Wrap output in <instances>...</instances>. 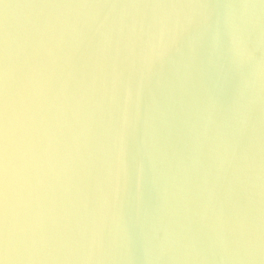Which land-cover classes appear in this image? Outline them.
<instances>
[{
  "label": "water",
  "instance_id": "95a60500",
  "mask_svg": "<svg viewBox=\"0 0 264 264\" xmlns=\"http://www.w3.org/2000/svg\"><path fill=\"white\" fill-rule=\"evenodd\" d=\"M4 264H264V0H0Z\"/></svg>",
  "mask_w": 264,
  "mask_h": 264
},
{
  "label": "snow or ice",
  "instance_id": "6c2138e0",
  "mask_svg": "<svg viewBox=\"0 0 264 264\" xmlns=\"http://www.w3.org/2000/svg\"><path fill=\"white\" fill-rule=\"evenodd\" d=\"M6 260H7L6 255H4L2 251H0V264H4Z\"/></svg>",
  "mask_w": 264,
  "mask_h": 264
}]
</instances>
